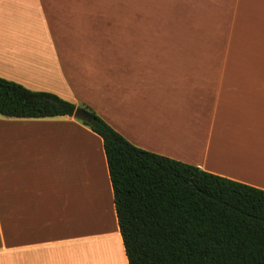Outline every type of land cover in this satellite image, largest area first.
Segmentation results:
<instances>
[{"label": "crops", "instance_id": "obj_1", "mask_svg": "<svg viewBox=\"0 0 264 264\" xmlns=\"http://www.w3.org/2000/svg\"><path fill=\"white\" fill-rule=\"evenodd\" d=\"M161 2L0 0V76L264 189V12L241 13L264 0ZM0 264H129L103 139L74 115L0 114Z\"/></svg>", "mask_w": 264, "mask_h": 264}, {"label": "trees", "instance_id": "obj_2", "mask_svg": "<svg viewBox=\"0 0 264 264\" xmlns=\"http://www.w3.org/2000/svg\"><path fill=\"white\" fill-rule=\"evenodd\" d=\"M77 105L0 76V114L74 115ZM103 139L129 264H264V189L138 147L90 107Z\"/></svg>", "mask_w": 264, "mask_h": 264}, {"label": "rangeland", "instance_id": "obj_3", "mask_svg": "<svg viewBox=\"0 0 264 264\" xmlns=\"http://www.w3.org/2000/svg\"><path fill=\"white\" fill-rule=\"evenodd\" d=\"M247 1V0H245ZM167 0H162L161 3H166ZM165 11H167V9L165 8ZM151 12V11H150ZM152 12H157V10H152ZM264 10L263 8H256L254 6H252L251 4H244L243 8L241 9V13L245 16H248L247 19L249 20V17L251 18V16L253 14L256 13H263ZM159 13H165L164 11H159ZM154 21H156V19H145V20H138V28H149V24L153 23ZM143 25V26H142ZM136 27L135 22H132L131 24H129L128 28H133ZM81 122H83L82 120H80ZM102 230V229H101ZM83 231V230H82ZM99 229L95 230L96 233H98Z\"/></svg>", "mask_w": 264, "mask_h": 264}, {"label": "water", "instance_id": "obj_4", "mask_svg": "<svg viewBox=\"0 0 264 264\" xmlns=\"http://www.w3.org/2000/svg\"><path fill=\"white\" fill-rule=\"evenodd\" d=\"M74 116L80 120H85L87 122H92L93 120L91 114L83 107H77L75 109Z\"/></svg>", "mask_w": 264, "mask_h": 264}]
</instances>
